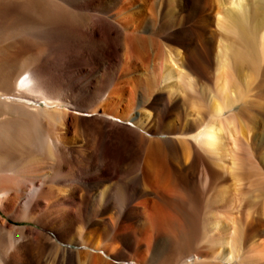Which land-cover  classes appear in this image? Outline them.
I'll list each match as a JSON object with an SVG mask.
<instances>
[{
  "label": "bare ground",
  "instance_id": "obj_1",
  "mask_svg": "<svg viewBox=\"0 0 264 264\" xmlns=\"http://www.w3.org/2000/svg\"><path fill=\"white\" fill-rule=\"evenodd\" d=\"M107 1L100 12H90L95 8L87 1L88 12L53 15L35 12L33 0H0V264H76L75 252L58 245L50 231L65 241L73 234L80 244H89L86 236L99 237L95 248L105 256L135 260L130 250L140 245L138 226L147 198L154 196L142 173L141 152L148 142L170 165L175 190L155 196L168 215L148 219V256L137 264H264V104L259 112L252 104L239 106L238 94L225 100L226 128L213 118L202 129L172 127L170 120L166 131L152 132L166 134L161 141L147 138L144 132L150 131L139 124L137 129L120 124L137 117L107 112L104 97L125 66L129 35L113 12L123 0ZM186 1L154 32L181 74L185 70L201 83L208 78L214 27L234 32L246 44L227 57L258 65L244 19L255 1L227 0L226 16L214 26L216 3L195 0L191 25L178 29ZM165 67L162 78L169 82L173 71ZM74 70L87 73L77 79L68 74ZM258 97L264 102V91ZM176 106L171 112L181 123ZM222 111L214 108L217 116ZM116 130L134 136L138 157L114 151ZM239 134L247 156L238 154ZM250 177H258V188L247 198L242 187ZM224 207L225 218L219 213ZM1 214L41 229L12 225ZM86 255L110 264L102 255Z\"/></svg>",
  "mask_w": 264,
  "mask_h": 264
},
{
  "label": "rangeland",
  "instance_id": "obj_2",
  "mask_svg": "<svg viewBox=\"0 0 264 264\" xmlns=\"http://www.w3.org/2000/svg\"><path fill=\"white\" fill-rule=\"evenodd\" d=\"M87 1L90 6L92 5V7L95 8L90 12H100L102 6L106 7L108 3L107 0H97L94 3L91 0H33L36 4L35 12H50L53 15H55V12H88L84 9L85 5L88 4ZM179 1L180 0H123V2L113 10V12H119L120 20L122 24L128 28L129 36H127L128 38L125 40L126 44L123 54L125 66L118 71V79L115 84L105 93V107L107 112H112L119 118H130V116L135 114L137 120L130 123L119 121V123L133 129H137L139 124L145 131H150L148 134L144 132V135L151 140L156 139L161 141L166 138V134L153 135L152 132L155 133L159 128H163V130L166 131L167 123L170 120H174L172 127L184 129L194 126L195 129H202L204 124L213 118L217 121L219 120L218 122H220L223 128H226V121L228 120L229 114L225 100L227 101V98L236 100V96H239L238 94L243 96V99L239 100V106L252 104L254 110L259 112V110L262 109L261 106L264 104L262 99L258 97V95L264 91V4L259 6L261 3L258 0H249L247 4L251 1H255V4L252 2L251 4L253 6L248 4V6L253 9H247L244 15V19L247 21V35L249 33L247 38L248 41L253 44L252 47L256 52L258 65L255 67L249 61L237 62L233 60V58L227 57L231 55L230 52L232 50L234 51L239 47L243 48L246 44L241 38L239 39L234 32L226 28L214 27L218 30L213 41L216 52L213 54V64L209 69V79H203L201 83L193 77L189 79L187 77L188 72L185 70H182L183 75L180 73L181 69L179 68V64H176L174 61L175 56H171L165 50L162 39L154 34L156 31L155 29H158L163 21L171 20L175 13L179 12ZM213 1L216 3L215 11L213 12L215 20L214 26H216V21L219 18L221 20L225 18L227 14L226 10L229 5L227 0ZM185 3L187 5H185ZM185 3L182 4L185 5V7L181 12L180 21L175 23L178 29L187 28L192 23L188 19V16L189 13L194 10L193 5L195 4V0H187ZM256 6L260 7V9ZM17 11L18 10L13 12ZM218 11H220L221 15H217ZM248 28H250L249 31ZM224 59L225 61L227 60L226 63ZM89 65L94 66L92 64ZM165 66H168L169 70L172 69L173 71L174 76L169 82L164 81V78H162L163 74H165ZM97 71L99 70H96V74L99 73ZM86 73L87 72L83 70H74L68 74L77 76V79H80V77H83ZM162 96L167 100L163 104L158 100ZM148 103L154 105L155 109L154 106L149 107ZM178 103L183 116L181 123L177 121V118H175L172 113L174 110L173 107L176 108ZM214 106H219L223 109L219 116L215 115ZM111 136L113 139H117V144H112V148L117 154L126 157L129 155L128 157L131 158H134L136 155L137 157L139 156V144L134 139L133 135L124 133L123 130H116L111 132ZM238 140H241L240 134L238 135ZM238 142V154L240 156H247L243 141L241 140ZM141 154L143 165L142 173H144L143 178H146L147 186L153 191L154 196L147 198L144 206L145 216L138 226L136 242H139L140 245L138 248L132 251L130 250V252L134 253L135 260H118L113 256H105L104 251L95 248L97 244H101L99 237L91 238L86 236L85 239L89 244H80L79 241L73 239V234L66 242L63 239L61 240L56 232L50 231V236L58 245L75 252L74 259L76 264H97L93 255H86L88 252L102 255L105 261L110 264H137V261L140 262L143 258L148 256V242H151V233L149 230L150 222L148 219L154 216L162 217L168 215L155 196L162 192L168 194L173 193L175 185L170 174V165L164 161V155L158 151L156 144L148 142L145 150H143ZM145 161L146 165H144ZM224 162L228 165L229 162L227 157L224 159ZM225 172L228 173L227 171ZM241 172L242 171H240V173ZM257 180L258 177H250L244 180L242 189L246 191L245 194L247 193V198H250L256 193L254 191L258 188ZM259 203L257 207L261 209V200ZM225 212L226 210L224 207L219 213H223L224 215L222 214L221 216L225 218ZM1 215L6 220H9L4 214ZM210 217L211 214L205 213L204 218L209 220ZM9 222L16 226H29L41 229L40 226L32 223L15 222L11 219Z\"/></svg>",
  "mask_w": 264,
  "mask_h": 264
}]
</instances>
